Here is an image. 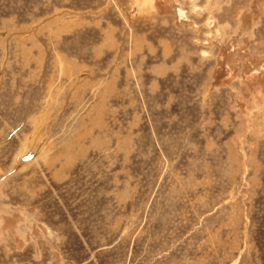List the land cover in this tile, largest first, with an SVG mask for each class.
<instances>
[{"label": "rangeland", "instance_id": "rangeland-1", "mask_svg": "<svg viewBox=\"0 0 264 264\" xmlns=\"http://www.w3.org/2000/svg\"><path fill=\"white\" fill-rule=\"evenodd\" d=\"M0 264H264V0H0Z\"/></svg>", "mask_w": 264, "mask_h": 264}]
</instances>
